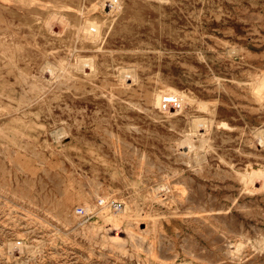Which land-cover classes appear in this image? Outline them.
<instances>
[{
  "label": "rangeland",
  "instance_id": "obj_1",
  "mask_svg": "<svg viewBox=\"0 0 264 264\" xmlns=\"http://www.w3.org/2000/svg\"><path fill=\"white\" fill-rule=\"evenodd\" d=\"M22 2L0 0V264H264V0Z\"/></svg>",
  "mask_w": 264,
  "mask_h": 264
},
{
  "label": "bare ground",
  "instance_id": "obj_2",
  "mask_svg": "<svg viewBox=\"0 0 264 264\" xmlns=\"http://www.w3.org/2000/svg\"><path fill=\"white\" fill-rule=\"evenodd\" d=\"M103 1V0H102ZM98 3H100V1L98 2ZM22 4H24L25 6H27L28 8H30V9H32V11L34 10V9H36L39 5H41L42 3L40 2V0H33V2L32 1H30V0H24V2H22ZM45 4V3H44ZM94 5H96V3H94ZM98 5V4H97ZM92 6H93V4H92ZM66 8V7H65ZM98 9V8H97ZM59 10V9H58ZM82 13V12H81ZM80 13V14H81ZM50 70V69H49ZM47 72V71H46ZM123 74V76H125V74H126V72L125 71H123V72H121V75ZM262 134V133H261ZM109 205L107 204L103 209H105V211H104V214L102 215L103 216V218H104V220H106L107 222L108 221H110V220H116L115 218H113V217H110V213H109V210L106 208V207H108ZM103 211V210H102ZM103 213V212H102ZM110 239V241L115 245H117L118 244V242L117 241H115V239L114 238H112V237H110L109 238Z\"/></svg>",
  "mask_w": 264,
  "mask_h": 264
},
{
  "label": "built area",
  "instance_id": "obj_3",
  "mask_svg": "<svg viewBox=\"0 0 264 264\" xmlns=\"http://www.w3.org/2000/svg\"><path fill=\"white\" fill-rule=\"evenodd\" d=\"M74 211H75V214L77 216H80V217H83V218L85 216H88L86 211H85V209H84V207H82V206H78ZM111 237L114 238L115 241L118 242V244H122L125 241V239H126V235L119 236L117 231H114L113 234L111 235ZM108 241L112 245V242L109 239H108Z\"/></svg>",
  "mask_w": 264,
  "mask_h": 264
}]
</instances>
